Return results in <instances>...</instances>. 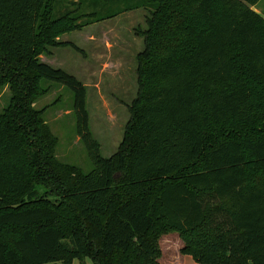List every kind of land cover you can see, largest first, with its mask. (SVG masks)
<instances>
[{"label":"trees","instance_id":"obj_1","mask_svg":"<svg viewBox=\"0 0 264 264\" xmlns=\"http://www.w3.org/2000/svg\"><path fill=\"white\" fill-rule=\"evenodd\" d=\"M56 1L0 0V86L11 91L0 112V264H161L169 232L196 264H264L258 0H142L153 9L137 92L124 140L107 157L89 126L84 84L38 57L47 47L78 49L57 40L60 24L76 17H56ZM44 82L71 91L90 171L56 158L57 137L32 108Z\"/></svg>","mask_w":264,"mask_h":264},{"label":"rangeland","instance_id":"obj_2","mask_svg":"<svg viewBox=\"0 0 264 264\" xmlns=\"http://www.w3.org/2000/svg\"><path fill=\"white\" fill-rule=\"evenodd\" d=\"M142 4V0H57L54 3L56 17L67 11H72L71 16L76 17L60 24L63 31L56 36L57 40L69 42L78 49L47 47L49 52L38 56L41 61L74 75L86 87L89 126L104 157L114 153L124 140L130 117L128 105L137 92L136 57L144 48L146 17H150L153 9ZM130 5L133 7L122 11ZM251 7L264 18V0H258ZM109 11L119 12L99 21L89 15L93 12L106 15ZM41 85L32 108L43 111L45 123L57 137L56 158L82 172L90 171L92 163L76 133L71 91L53 82ZM10 96L8 84L0 86V112ZM45 199L55 200L52 196ZM2 235L10 237L14 232L6 229ZM159 246L161 264H196L191 254H181L183 242L176 232L162 235ZM71 264L92 262L88 258L82 262L73 259Z\"/></svg>","mask_w":264,"mask_h":264}]
</instances>
